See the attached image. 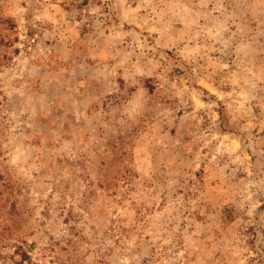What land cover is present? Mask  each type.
Segmentation results:
<instances>
[{"label":"rangeland","instance_id":"rangeland-1","mask_svg":"<svg viewBox=\"0 0 264 264\" xmlns=\"http://www.w3.org/2000/svg\"><path fill=\"white\" fill-rule=\"evenodd\" d=\"M0 264H264V0H0Z\"/></svg>","mask_w":264,"mask_h":264}]
</instances>
